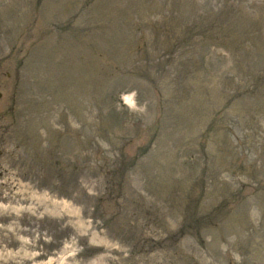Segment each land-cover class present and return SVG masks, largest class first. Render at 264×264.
<instances>
[{
    "label": "rangeland",
    "instance_id": "obj_1",
    "mask_svg": "<svg viewBox=\"0 0 264 264\" xmlns=\"http://www.w3.org/2000/svg\"><path fill=\"white\" fill-rule=\"evenodd\" d=\"M0 264H264V0H0Z\"/></svg>",
    "mask_w": 264,
    "mask_h": 264
},
{
    "label": "water",
    "instance_id": "obj_2",
    "mask_svg": "<svg viewBox=\"0 0 264 264\" xmlns=\"http://www.w3.org/2000/svg\"><path fill=\"white\" fill-rule=\"evenodd\" d=\"M2 97V94L0 93V98Z\"/></svg>",
    "mask_w": 264,
    "mask_h": 264
}]
</instances>
